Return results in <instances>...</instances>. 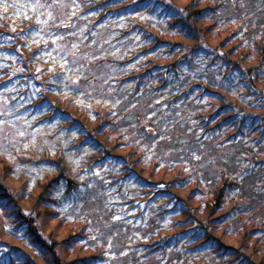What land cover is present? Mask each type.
<instances>
[{
	"label": "trees",
	"instance_id": "trees-1",
	"mask_svg": "<svg viewBox=\"0 0 264 264\" xmlns=\"http://www.w3.org/2000/svg\"><path fill=\"white\" fill-rule=\"evenodd\" d=\"M263 82L264 0H0V264H264Z\"/></svg>",
	"mask_w": 264,
	"mask_h": 264
},
{
	"label": "rangeland",
	"instance_id": "rangeland-1",
	"mask_svg": "<svg viewBox=\"0 0 264 264\" xmlns=\"http://www.w3.org/2000/svg\"><path fill=\"white\" fill-rule=\"evenodd\" d=\"M223 50H225L224 48H223ZM45 62L46 61H44L43 62V64H42V68H45V67H47V65L45 64ZM261 84H264V82L263 83H261ZM125 155V154H124ZM129 159H128V162L130 163V166H133V168H134V170H138L139 169V164L138 163H136V159L138 158L136 155H131L130 157H128ZM128 167L126 166V165H123V169L122 170H125V171H123V173L124 172H130V171H128V169H127ZM113 171V170H112ZM112 171H111V169H109V174H108V177H112V178H114V176H113V174H112ZM3 171L1 170V168H0V174L2 173ZM4 173V172H3ZM99 173H101L100 171H98L97 170V174H99ZM1 176H2V174H1ZM146 177H148V178H150V176L149 175H146ZM13 178V179H12ZM2 179L4 180V182H6V183H8V184H10L12 187H14L15 189H20V188H24L23 186H22V184H23V182L22 181H20V177H16L15 178V176L13 175L12 176V174H10V173H6V174H4L3 176H2ZM152 179L153 180H155V178H153L152 177ZM150 180V179H149ZM147 188V187H146ZM151 190H155V188H152ZM34 191V194L36 195V192H35V190H33ZM33 191H32V193H33ZM145 193H146V195H147V197L149 196V195H151L152 193L150 192V191H148L147 189H145ZM142 196L140 195V197L139 196H137L136 195V197L134 196L133 198H130L129 200H130V205H129V208H132V209H137V208H139L140 207V204L142 205V202H143V199L141 198ZM35 198V197H34ZM29 201H28V204H29V208H33V209H31L35 214L39 211V210H43V207L42 206H38V207H36L37 206V204H35L34 205V202H35V200H31V199H28ZM155 202L157 203V200H155ZM143 203H145V202H143ZM144 205V204H143ZM181 215L180 216H178V218L180 219V220H182V219H184V217H185V215L183 214V211L181 210ZM185 213V212H184ZM39 220V222L41 223V228H42V231L45 233V234H47V233H49L50 231H51V225H52V223H51V221L49 220V219H46L44 216H43V218L42 219H38ZM0 234H4L3 232H0ZM62 237L63 236H61V234L59 233V232H57V231H54L53 232V238L55 239V240H61L62 239ZM7 242L9 241V243H11L12 245H14V246H16L17 248H20V249H28L29 250V248H28V246H27V244H26V242L25 241H22V240H20V239H18V240H16V241H13V242H11V240L10 239H8V240H6ZM235 246H237V245H239L240 244V242H237L236 241V243L234 242L233 243ZM30 251V250H29ZM31 252V251H30ZM40 257H42V256H36V258H37V260L38 261H40Z\"/></svg>",
	"mask_w": 264,
	"mask_h": 264
}]
</instances>
